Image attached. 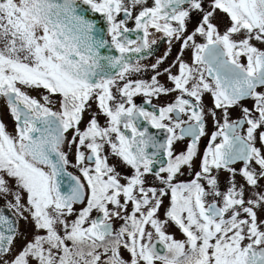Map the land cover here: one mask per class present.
Wrapping results in <instances>:
<instances>
[{
	"label": "snow or ice",
	"instance_id": "6c2138e0",
	"mask_svg": "<svg viewBox=\"0 0 264 264\" xmlns=\"http://www.w3.org/2000/svg\"><path fill=\"white\" fill-rule=\"evenodd\" d=\"M0 99V264H264V0H0Z\"/></svg>",
	"mask_w": 264,
	"mask_h": 264
},
{
	"label": "flooded vegetation",
	"instance_id": "af4514ba",
	"mask_svg": "<svg viewBox=\"0 0 264 264\" xmlns=\"http://www.w3.org/2000/svg\"><path fill=\"white\" fill-rule=\"evenodd\" d=\"M88 18L92 19L94 21L97 22L98 25L102 26V27H106V22L103 20V18L101 16H99V14H93L91 12H89L88 14ZM128 27L132 28L134 27V24L129 21L128 23ZM191 25H189V28L191 29ZM133 36H135V34H133ZM157 43L155 45L152 46V48L150 50H148L146 53H142L140 54L141 56H143L144 58L140 60V64L146 69L145 71H142L140 73H134L132 75V79H145V80H149L150 77L152 75L155 74V72L152 70L151 65L155 64L157 62L158 59L163 58L167 53H168V49H169V45L166 41L165 38H159L160 34H157ZM180 45L179 44H175L174 46H172L171 49V53L167 55V59L164 60V63L162 65H160L159 71L163 72V69L165 67H168L175 59L176 55L178 54V49H179ZM105 51L106 54H113V55H118L119 53L115 52V50H113L111 53H108L107 50H102ZM188 56H190V53H186V57L188 58ZM176 69H173V72H175ZM158 79H160L161 83L166 84L167 86H171V82L167 80V76L166 74L164 76L158 77ZM31 95L37 96V98H39L38 92L37 91H31L30 92ZM174 95V94H173ZM173 95H169V96H164L161 95L159 98L153 97L152 98V105H148L146 104V97H144L143 95H138L133 97V101L134 103H136L137 105L140 106H144L146 108H148L149 110H152V108L154 106H163L164 104L171 102ZM1 101V108H0V115L1 118L3 119V121L7 124L9 131H13L14 130V122L11 118V116L9 115L5 102L3 101V99H0ZM204 104L208 107L212 106V98L209 95H205L204 97ZM249 107L251 106V101H246L245 102ZM93 108L95 109V105H93ZM231 115L233 118H236L240 115V110L239 108H234L231 110ZM85 120H87V116L85 117ZM101 123L104 122V118L101 116L100 117ZM83 126V125H82ZM151 132L157 134L158 136H160V138H163V133L158 132V130L155 129H149ZM215 127L211 121V119L208 120V124H207V129L206 131L211 134L213 131H215ZM209 137L205 136L201 138V142H200V151L203 152L206 149L207 146V142H208ZM176 147V149L182 150L184 148V142H177V144L174 146ZM69 159L72 161V163H75V159L74 157L71 155V153L69 154ZM69 171L73 172L74 174L78 175V171L69 166L68 168ZM227 174H225L226 176ZM222 181L224 180V177L222 176ZM239 180V177L237 178ZM2 206H6L7 204H0V207ZM79 207V206H77ZM12 212L13 210L10 209ZM15 212H13L14 214ZM20 224V222H19Z\"/></svg>",
	"mask_w": 264,
	"mask_h": 264
},
{
	"label": "rangeland",
	"instance_id": "374dc122",
	"mask_svg": "<svg viewBox=\"0 0 264 264\" xmlns=\"http://www.w3.org/2000/svg\"><path fill=\"white\" fill-rule=\"evenodd\" d=\"M0 106H1V101H0ZM0 119H2L1 115H0ZM181 179H188L187 174L184 177H181ZM8 201H13V197L11 195H8L7 197H5L4 195L0 194V204H7ZM165 203H167V199H165ZM12 210H13V212H15L14 209H12ZM129 210H131V208ZM25 214H27V213H25ZM19 222H20V224H19L20 230L25 232L27 234L28 238L31 239V233H32L31 224L26 223L24 220H20ZM169 231L171 233L175 234L178 239H182V236L180 235L178 229H176L175 227L169 229ZM17 248H19V244H17Z\"/></svg>",
	"mask_w": 264,
	"mask_h": 264
},
{
	"label": "water",
	"instance_id": "95a60500",
	"mask_svg": "<svg viewBox=\"0 0 264 264\" xmlns=\"http://www.w3.org/2000/svg\"><path fill=\"white\" fill-rule=\"evenodd\" d=\"M0 211H3L4 215L8 216L9 218L15 219V215L8 207L2 206L0 207Z\"/></svg>",
	"mask_w": 264,
	"mask_h": 264
}]
</instances>
